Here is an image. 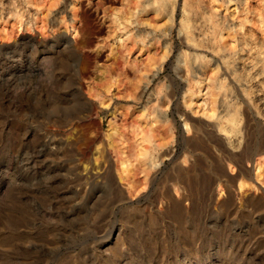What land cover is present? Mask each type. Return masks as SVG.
I'll use <instances>...</instances> for the list:
<instances>
[{"label":"rangeland","instance_id":"obj_1","mask_svg":"<svg viewBox=\"0 0 264 264\" xmlns=\"http://www.w3.org/2000/svg\"><path fill=\"white\" fill-rule=\"evenodd\" d=\"M258 161L264 0H0V264H264Z\"/></svg>","mask_w":264,"mask_h":264},{"label":"bare ground","instance_id":"obj_2","mask_svg":"<svg viewBox=\"0 0 264 264\" xmlns=\"http://www.w3.org/2000/svg\"><path fill=\"white\" fill-rule=\"evenodd\" d=\"M122 4H124V3L122 2ZM99 5L102 6V8L104 9L105 12L111 13L113 21L119 20L121 14H122V8H123L122 5L111 4V5L104 6L102 1L99 2ZM164 56H165V52L162 54L161 57L163 58ZM109 57L112 59V68H111L112 72L115 74H121L122 70H124V63H125L123 57L121 56V47L113 44V46H111V54ZM100 76H102V75H100ZM207 84L209 86L207 87L206 92H203L201 94V96L197 97V96H194L193 93L187 92L184 96V102H185V105L189 108V110L192 113H201L202 112L201 114H203L207 117L213 118L217 114V107H216L215 98L213 96H211V91H212V88L210 86L211 83L208 82ZM202 86H203V82H202ZM205 95H207V96H205ZM110 136H111V134H110ZM95 142H97V140ZM146 155H147L146 149L142 146L141 151L139 152V158L145 157ZM128 160H129L128 158H122V160L118 164V167L120 166L119 170H118L119 171L118 178L121 181L126 179V175L124 173L127 170ZM263 171H264V165H263V163L258 161L255 165L256 177L258 178V176H260Z\"/></svg>","mask_w":264,"mask_h":264}]
</instances>
